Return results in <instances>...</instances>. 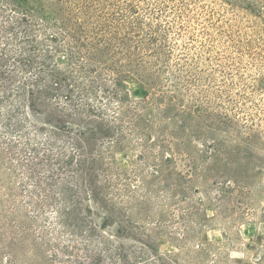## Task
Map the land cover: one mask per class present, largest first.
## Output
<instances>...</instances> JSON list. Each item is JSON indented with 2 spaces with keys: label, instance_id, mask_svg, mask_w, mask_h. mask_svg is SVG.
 Masks as SVG:
<instances>
[{
  "label": "trees",
  "instance_id": "trees-1",
  "mask_svg": "<svg viewBox=\"0 0 264 264\" xmlns=\"http://www.w3.org/2000/svg\"><path fill=\"white\" fill-rule=\"evenodd\" d=\"M4 1L0 3L1 10L5 12L9 8L15 14L21 13L20 21L26 25L18 30L14 23L19 21H8L4 31L11 37L2 43L8 47L25 45L18 46L15 56H4L17 60L22 72H34L28 79L17 80L19 84L13 89L19 100L26 101L25 117L29 115L27 110H31L30 96L38 101L59 97L63 105L56 103L55 108L63 117L77 115L92 121L87 122L88 126L74 124L79 130L101 126L97 132L101 136L97 149L86 151V155L100 162L95 168L94 185L99 186L111 208L121 211L125 222L140 225L146 240L165 234L177 243L181 252L164 254L174 263L184 256L202 259L211 252L217 253L219 243H211L200 235L201 228L210 220L204 207L215 201L217 215L226 227L245 218L244 211L235 209L239 206L231 203V196L234 192L239 195L235 201L238 204H242V197L250 198L248 175L259 168L260 161L264 162L256 154L262 149L259 143L262 140L255 132H248L240 136L243 143H234L242 134L234 127L233 120L227 117L212 121L209 114L201 113L197 98L184 103L180 84H191L196 75L185 68L170 72L167 59L171 48L166 37L172 25L161 24L157 15L173 8L188 12L189 3L185 0L146 2L142 8L145 12L141 14L132 0H63L62 12L52 15L59 27L43 18L33 20L26 12L18 11L14 0ZM259 1L224 2L254 9ZM68 47L70 66L59 68L54 56ZM34 52L37 59L32 57ZM124 71L148 80L156 86V91L142 100H131L122 80ZM165 72L169 77L160 76ZM10 90L4 92L9 94ZM11 111L8 110V115ZM18 125L19 122L12 124ZM48 125L53 136L62 130L55 124ZM172 140L181 142L179 151L172 148ZM55 144L54 150L59 149L57 155L62 164L75 167L67 170L66 178H61L64 180L59 187L62 199L56 211L58 222L55 223L58 228H67L70 237L67 239L73 241L74 237L72 244H79L88 252L89 264L158 262L159 255L151 252L146 240H132L138 245L128 244L126 239L118 240L114 234L101 230L95 221L88 223L76 191L87 189L86 194L96 200L89 182L91 168L75 165L85 154L71 155L68 146L61 149ZM99 146L104 150L98 149ZM114 148L129 151L127 167L110 161ZM15 240L0 233V252L9 250L7 257L12 264H17L20 251ZM262 251L257 260L264 261V248ZM61 252L70 254L67 246ZM23 261L29 263L27 259Z\"/></svg>",
  "mask_w": 264,
  "mask_h": 264
},
{
  "label": "rangeland",
  "instance_id": "rangeland-1",
  "mask_svg": "<svg viewBox=\"0 0 264 264\" xmlns=\"http://www.w3.org/2000/svg\"><path fill=\"white\" fill-rule=\"evenodd\" d=\"M132 1L139 6L142 14L146 2L156 4L160 0ZM185 1L190 6L188 12H179L173 8L169 12L160 11L157 15L161 24L172 25L166 37L171 48L167 59L170 72L185 68L196 75L191 84H180L184 103L188 104L193 98H197L201 113L209 114L212 121L218 122L219 118L227 117L233 120L234 127L242 134L237 136L234 143H243L240 136L248 132L260 135L262 149L257 148L255 153L263 160L264 0L259 1L254 9L229 6L225 4L226 0ZM14 2L18 11L26 12L33 20L43 18L59 26L52 15L57 16L62 12L60 9L64 8L63 0ZM0 3L5 1L0 0ZM5 9L4 12L0 8V233L16 238L15 242H18L20 250L17 264H89L88 252L79 244H72L75 239H67H70L67 228H58L55 223L58 222L56 211L60 209L62 199L59 187L64 180L61 178H66L67 170L75 168L65 167L58 159L59 149L54 150L53 147L55 142L56 148L68 146L71 155L85 154L75 165L91 168L89 182L94 187L93 196L98 204L96 200H92V196L86 194L87 189L76 191L77 200L82 203L88 223L93 220L101 230L114 234L116 239H126V243L138 245L132 240H146L143 228L125 222L123 213L111 208L113 206L105 201L99 186L94 185L97 174L95 168L100 162L86 154L97 149L96 144L101 138L97 132L102 127L97 124L84 131L79 130L74 124L88 126L87 122L92 121H86L77 115L63 117L55 108L56 103L63 105V100L59 97L38 101L35 96H30L28 100L31 110H27L29 115L28 118L25 117L23 104L25 106L26 101L24 103L19 100L13 89L19 84L17 80H23V77L28 79L34 72H22L17 60L4 56H15L14 51L18 50V46L25 45L19 43L8 47L2 43L11 37L9 32L4 31L8 21H19L14 23L18 30L26 25L20 21L21 13L15 14L9 8ZM146 15L148 14L143 17ZM11 17L14 18L11 20ZM69 51L68 47L55 54L56 66H70ZM35 54L37 53H32V57L37 59ZM123 74L122 80L131 100H142L156 91L154 84L139 78L133 72L124 71ZM160 76L169 77V73H160ZM7 89H11L9 94L4 92ZM8 110H12V116L8 115ZM14 122H19V125L12 126ZM48 123L62 128L57 136H53ZM205 130L208 131V127ZM171 146L179 151L182 144L172 140ZM98 149L104 150L101 146ZM109 156L110 161L122 168L128 166L131 158L128 150L120 151L117 148L112 149ZM105 161L108 162L109 159L106 158ZM258 165L259 168L248 175L250 198L244 196V199H240L243 200L242 204H238L235 201L239 195L234 192L231 196V203L239 206L235 209L244 211V219L226 227L217 215L215 201L204 207L210 220L201 228L200 235L211 243H219L217 253L211 252L202 259H188L184 256L174 263L164 254L181 251L177 243L162 234L157 239L145 241L151 247V252L159 255L155 264H264L263 260H257L264 248V162L260 161ZM259 245L262 247H258ZM65 246L70 254H62L61 250ZM8 252L10 251L0 252V264H12L11 258L7 257ZM23 259H27L29 263Z\"/></svg>",
  "mask_w": 264,
  "mask_h": 264
}]
</instances>
